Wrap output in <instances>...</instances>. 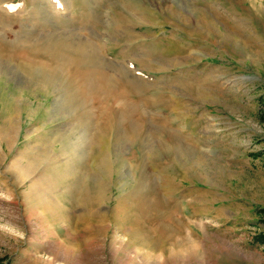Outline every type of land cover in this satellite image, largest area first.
<instances>
[{
  "label": "rangeland",
  "instance_id": "1",
  "mask_svg": "<svg viewBox=\"0 0 264 264\" xmlns=\"http://www.w3.org/2000/svg\"><path fill=\"white\" fill-rule=\"evenodd\" d=\"M264 0H0V264H264Z\"/></svg>",
  "mask_w": 264,
  "mask_h": 264
},
{
  "label": "trees",
  "instance_id": "2",
  "mask_svg": "<svg viewBox=\"0 0 264 264\" xmlns=\"http://www.w3.org/2000/svg\"><path fill=\"white\" fill-rule=\"evenodd\" d=\"M263 120H264V115H263ZM264 237V236H263Z\"/></svg>",
  "mask_w": 264,
  "mask_h": 264
}]
</instances>
